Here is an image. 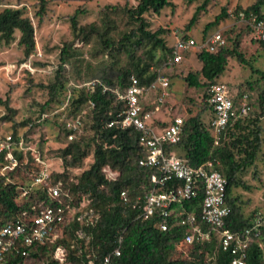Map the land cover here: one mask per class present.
<instances>
[{
	"label": "trees",
	"instance_id": "obj_1",
	"mask_svg": "<svg viewBox=\"0 0 264 264\" xmlns=\"http://www.w3.org/2000/svg\"><path fill=\"white\" fill-rule=\"evenodd\" d=\"M35 1L38 4L37 16L40 17L46 12L48 0ZM16 2L17 6H7L0 10V44L9 46L15 42L16 33L19 34L17 44L22 49L23 58L18 64L20 66L30 61L36 70L35 73H38L42 63L30 60L36 47L35 29L31 19L25 15L21 0ZM173 6L169 0H138L135 6H106L100 13L101 24L93 22L83 26L78 22L80 11L77 10L72 15V41L61 47L58 65L47 73L51 80L45 86L48 100L41 107V114L43 115L42 112L50 103L60 102L61 92H67L71 94L70 107L66 109L69 116L75 117L84 109H88V123H85L84 129L79 133L66 129L63 123H58L56 139L59 146L52 152L53 158L61 161L62 169L51 172L47 186L35 188L27 197L23 196V188H27L33 179L46 169H43L41 163L42 148L38 146V158L34 157L23 144L25 137L18 136L16 129L12 131V141L16 147L20 141L24 147L15 148L13 151L16 166L12 170H5L9 163L4 160L5 153L0 154V229L9 222L31 220L38 213L36 205L46 198L47 190L57 185L61 198L68 200L71 205L78 208L84 200L87 204L77 209L76 215L65 222L62 236L54 243L33 245L31 248L17 244V248L11 247L5 253L0 264H59L53 258L57 247L65 249L66 264H87L89 260L101 264L109 256V264H231L233 256L230 252L223 251L214 238L203 242L195 239L190 244L185 241L186 236L193 235L194 228L210 233L211 236L215 235V231L199 219L202 200L200 193L196 199L177 203L173 207V213L167 219L166 231L160 229L162 217L157 213L148 220L138 217L143 197L153 187L150 175L157 173L158 169L138 165V160L145 152L144 146L139 142L138 131L134 128L122 130L107 127V123L115 119L124 108V103L117 101L112 91L116 89L124 92L130 86L131 78H134L139 86H149L158 75L153 67L157 69L162 60L165 61L168 56L172 58V48L166 47L161 37L165 31H150V21L145 16L159 15L163 9ZM260 10H264V0H256L250 7L239 9L245 13ZM226 17L225 11H222L205 30L217 25ZM195 21L196 15L190 20V25ZM119 22H124V30L120 29L121 25L118 26ZM186 38L187 35L181 37ZM239 38L240 36L236 35L229 39L232 47L226 42L224 47L214 53H198L200 71L185 77V82L191 88L200 89L206 86V103L208 86L217 82L224 73L229 58H235L238 63L250 66L239 51ZM93 39L99 46L96 53H106L110 63L103 65L99 70L100 78L92 80L98 81V85L88 91L82 85L78 88V85L69 83L71 74L68 76V73L70 68L75 69L74 64L81 56L80 49L73 46L74 41L86 46ZM255 43H258L264 52V43ZM158 52L161 53L160 56ZM251 69L264 80L262 72ZM24 73L32 82L35 73L31 74L28 70H24ZM75 74L80 76L76 69ZM104 87L107 88L105 92ZM235 98L232 95L234 107ZM260 98V109L263 110L264 90ZM2 104L7 111L4 120L12 119L15 111L9 107L8 102ZM248 114L249 111L244 116L237 114L231 118L218 144L215 145L209 124L206 127L199 114L190 113L187 119H183L179 142L176 145L164 146L166 156L182 158L191 167H197L209 160L218 163L216 170L226 181L225 201L230 210L226 227L238 233L252 229L257 221L264 220V213L244 217L237 205V199L231 196L234 188L249 190L240 179V174L254 164L260 151L263 130L259 117L251 118ZM41 116L36 117L30 126H39ZM44 118L46 121L47 117ZM30 120L26 119L21 126H27ZM158 122L161 124L160 120ZM70 134L74 137L69 141ZM88 159L90 162L84 167ZM105 167L117 173L115 180L106 179L103 173ZM178 184V181L169 182L164 190ZM123 192L124 197L121 196ZM187 214L193 215V222L184 226L174 224ZM257 232V236L251 235L248 240L244 264H264V227L259 228ZM117 248L120 250V256L115 257L112 254ZM24 249L27 250L26 256L21 255Z\"/></svg>",
	"mask_w": 264,
	"mask_h": 264
},
{
	"label": "rangeland",
	"instance_id": "obj_2",
	"mask_svg": "<svg viewBox=\"0 0 264 264\" xmlns=\"http://www.w3.org/2000/svg\"><path fill=\"white\" fill-rule=\"evenodd\" d=\"M174 6L163 9L159 15L145 16L150 21V31L163 29L165 33L161 36L166 47L173 48L177 40L183 36L192 37L196 40L205 39L216 31H220L227 38V45L232 47L231 40L239 35V51L249 62L242 65L235 58H229L224 73L217 81L224 83L235 98L236 106L248 107L251 118L259 117L261 133L260 151L254 164L240 174V179L249 190L242 187L234 188L231 196L237 199V205L244 217H252L255 213H264V108L260 109L261 92L264 90V80L260 75L252 72L257 69L264 74V52L258 43L251 40L249 32L236 19L237 11L244 10L255 3L256 0H169ZM21 6L25 7V15L31 19L35 29V53L31 60L42 63L38 73H35L30 82L28 75L19 67L18 62L22 60V49L18 46L19 34L16 40L9 46L0 44V135L11 134L16 129L17 135H22L26 150L31 151L38 158V146L41 147V163L43 169L48 171H60L62 164L59 159L53 158V149L59 146L56 139L58 123H76L79 119L78 130L84 129L88 123L84 109L77 116H69L67 108L71 101L66 103L67 92H61L59 103H50L41 114V107L48 100L45 86L51 80L47 73L59 63V53L65 43L72 41L70 18L75 11H80L78 16L79 25H88L93 22L101 24L100 13L106 6L128 5L135 6L138 0H48L46 12L37 16L38 4L35 0H21ZM7 6H17L16 0H0V10ZM225 11L227 17L219 21L217 25L208 30L206 26L213 23L217 16ZM196 15V21L190 25V20ZM124 30V22L118 23ZM74 47L79 48L81 56L77 58L74 68L69 69L71 74L69 83L75 85H86L93 79H99V70L103 65L110 63V58L104 53H96L99 48L95 39L89 45H83L74 41ZM160 56V52L157 53ZM198 52L190 51L182 54V61L176 65L168 64L169 56L159 63L158 68L153 67L157 74L165 76L169 81V96L166 98L161 111L154 115L155 125H167L173 117L187 119L189 114L200 115L207 127L213 115L204 94L206 86L196 89L191 88L185 82L188 74L198 73L201 63L197 60ZM14 66V67H13ZM36 72V71H35ZM95 75V76H94ZM92 76V77H90ZM200 80L205 81L200 77ZM156 93L152 92L146 96L144 105L147 109L152 108L156 102ZM3 102H8L9 107L15 111L10 120H4L7 111ZM150 105V106H149ZM264 107V106H263ZM42 115V116H41ZM41 116L39 126L31 127L33 120ZM44 117L47 120L44 121ZM31 119L27 126H21L26 120ZM54 120H56L54 122ZM160 120L161 124H159ZM87 128V126H86ZM67 129V128H66ZM78 132V133H79ZM42 145L40 146L39 145ZM22 145V148L24 147ZM90 162L86 160L84 167Z\"/></svg>",
	"mask_w": 264,
	"mask_h": 264
},
{
	"label": "built area",
	"instance_id": "obj_3",
	"mask_svg": "<svg viewBox=\"0 0 264 264\" xmlns=\"http://www.w3.org/2000/svg\"><path fill=\"white\" fill-rule=\"evenodd\" d=\"M236 19L248 30L251 40L264 43V10L249 13L239 11ZM226 42V38L220 31H216L201 40L192 37L179 39L173 45L172 58L168 61V64H179L182 61V54L185 52L214 53L224 47ZM19 67L28 70L31 74L36 71L31 66L30 61L21 64ZM98 83V81H91L84 87L88 91H92ZM77 87L80 88L81 86ZM169 89L168 79L158 74L149 86H139L136 80L131 78V84L124 92L116 89L112 91L117 101L124 103V108L120 110L115 119L107 123V127L122 130L134 128L138 131L140 133L139 142L145 148L144 155L138 160V165L158 169L157 173L150 175L153 187L144 195L138 217L148 220L157 213L162 217L160 229L166 231L168 229L167 219L172 215L173 207L177 203L196 199L200 193L202 200L200 202L199 219L209 225L215 231V235L211 236L210 233L194 228L193 235L186 236L185 241L190 244L195 239L203 242L214 238L223 251L230 252L233 256L231 264H244L248 240L251 235L257 236L258 229L264 227V220L257 221L252 229H246L243 233L230 230L226 227V220L230 214L225 201L226 181L220 172L216 170L218 163L209 160L197 167H191L182 158L164 154L165 145H176L179 142L184 124L183 119L177 117L164 127L153 126L154 115L161 111V107L169 96ZM106 90L107 88L104 87L103 92ZM152 92L156 93V102L152 108L147 109L144 100ZM207 92V103L213 115L209 122V131L214 144L217 145L230 119L237 114L240 116L246 115L248 107L246 105L239 108L234 107L230 90L224 83L219 81L210 84ZM69 96H71L70 93L66 97V103L69 101ZM79 124V119H77L76 123H67L66 128L79 132ZM73 137L74 135L70 134L68 140H72ZM17 146L12 141L11 134L0 135V154L5 153L4 160L9 163L5 170H12L16 166L13 151L15 148L22 149V141ZM51 172L53 171L42 170L27 188H23V196L27 197L35 188L47 186ZM103 173L106 179L110 181L115 180L117 177V173L111 171L109 167H105ZM173 181H178L179 184L164 190L166 184ZM121 196L124 197L125 193H121ZM86 204L87 201L84 200L76 208L68 200L61 198L58 185L49 188L46 198L36 205L38 213L31 220L9 222L0 229V262L11 247L17 248V244H21L24 248H31L33 245L54 243L62 236L65 222L73 218L78 212L77 209H81ZM193 221V215L187 214L174 224L184 226ZM79 236L82 238L81 234ZM26 254V249L21 251L22 256H26ZM112 255L115 257L120 256V250L117 248ZM53 258L59 264H66L65 249L57 247L53 252ZM109 263L110 256L101 262V264ZM87 264L96 263L89 260Z\"/></svg>",
	"mask_w": 264,
	"mask_h": 264
}]
</instances>
